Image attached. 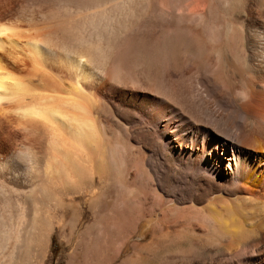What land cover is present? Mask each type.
Masks as SVG:
<instances>
[{
	"label": "bare ground",
	"instance_id": "1",
	"mask_svg": "<svg viewBox=\"0 0 264 264\" xmlns=\"http://www.w3.org/2000/svg\"><path fill=\"white\" fill-rule=\"evenodd\" d=\"M197 227L264 264V0H0V264L205 263Z\"/></svg>",
	"mask_w": 264,
	"mask_h": 264
},
{
	"label": "rangeland",
	"instance_id": "2",
	"mask_svg": "<svg viewBox=\"0 0 264 264\" xmlns=\"http://www.w3.org/2000/svg\"><path fill=\"white\" fill-rule=\"evenodd\" d=\"M126 126L130 127L131 124H126ZM199 137H200V141L203 140V134L202 133H200ZM196 233L198 235L195 238L190 237L187 234L177 235L175 239L177 241L180 240L179 241L180 246H179L178 250H180L181 253L183 252L184 254H192V255H195L196 257H198L200 259H204L206 261V262L204 261L205 263L201 262L198 264H218L219 262L225 263L223 261L225 258L224 255H222V256H221V254L217 255V254H215L214 250H211V252L207 251L208 249L204 250L206 248H205V244H204V238H202L200 235L201 234L200 227H197ZM168 238H170V237H168ZM202 239H203V241H202ZM61 249L62 248H61L60 241L58 240V238L56 236H54L53 241H52V245H51V251H52L54 258H57L60 256L59 254H61ZM208 253H210V255ZM206 254L208 256H206ZM166 255H167V253H165L163 251H158V252L157 251L156 252H150V251L144 252L143 251L140 254L130 253L126 257H121L120 261L131 257V263L130 264H162V261H163L162 259ZM207 258H209L210 260ZM214 261H215V263H214Z\"/></svg>",
	"mask_w": 264,
	"mask_h": 264
}]
</instances>
